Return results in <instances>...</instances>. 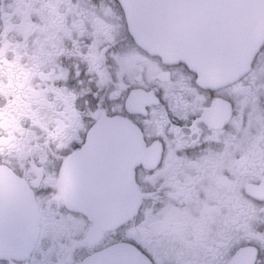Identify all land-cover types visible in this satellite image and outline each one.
Wrapping results in <instances>:
<instances>
[{
  "label": "flooded vegetation",
  "instance_id": "af4514ba",
  "mask_svg": "<svg viewBox=\"0 0 264 264\" xmlns=\"http://www.w3.org/2000/svg\"><path fill=\"white\" fill-rule=\"evenodd\" d=\"M0 167L38 216L32 250L0 264L117 246L150 264H264V45L206 85L138 44L116 0H0ZM127 192L135 213L105 228L64 202L120 209Z\"/></svg>",
  "mask_w": 264,
  "mask_h": 264
},
{
  "label": "water",
  "instance_id": "95a60500",
  "mask_svg": "<svg viewBox=\"0 0 264 264\" xmlns=\"http://www.w3.org/2000/svg\"><path fill=\"white\" fill-rule=\"evenodd\" d=\"M116 1L138 44L164 60L185 64L206 85H222L243 75L264 44V0ZM106 120L111 123L107 128L130 129L122 121ZM66 195L64 202L70 209L92 214L102 228L128 219L140 203L139 198L131 197L132 192H127L126 205L120 209L76 208L71 193ZM37 228L32 194L17 177L0 167V259L28 254ZM131 258L150 264L119 246L96 253L80 264H136Z\"/></svg>",
  "mask_w": 264,
  "mask_h": 264
}]
</instances>
